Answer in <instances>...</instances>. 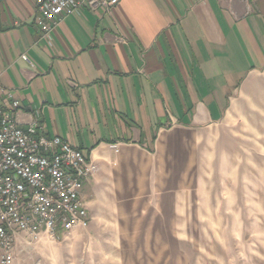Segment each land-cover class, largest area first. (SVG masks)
<instances>
[{"label":"crops","instance_id":"obj_1","mask_svg":"<svg viewBox=\"0 0 264 264\" xmlns=\"http://www.w3.org/2000/svg\"><path fill=\"white\" fill-rule=\"evenodd\" d=\"M34 4L0 0V88L20 125L39 120L95 162L88 209L121 155L241 116L264 77V0H119L45 38Z\"/></svg>","mask_w":264,"mask_h":264},{"label":"rangeland","instance_id":"obj_2","mask_svg":"<svg viewBox=\"0 0 264 264\" xmlns=\"http://www.w3.org/2000/svg\"><path fill=\"white\" fill-rule=\"evenodd\" d=\"M255 87L241 116L121 155L86 224L20 240L15 264H264V77Z\"/></svg>","mask_w":264,"mask_h":264},{"label":"built area","instance_id":"obj_3","mask_svg":"<svg viewBox=\"0 0 264 264\" xmlns=\"http://www.w3.org/2000/svg\"><path fill=\"white\" fill-rule=\"evenodd\" d=\"M119 0H35V27L45 38L85 9L110 11ZM20 105L0 88V264H15L18 242L71 232L89 218L83 194L98 167L39 120L23 127Z\"/></svg>","mask_w":264,"mask_h":264}]
</instances>
